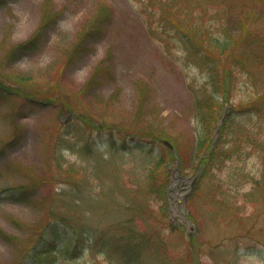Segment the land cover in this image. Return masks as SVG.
Returning <instances> with one entry per match:
<instances>
[{"label":"rangeland","instance_id":"1","mask_svg":"<svg viewBox=\"0 0 264 264\" xmlns=\"http://www.w3.org/2000/svg\"><path fill=\"white\" fill-rule=\"evenodd\" d=\"M242 23L234 58L207 60V33ZM260 93L264 0H0V264L56 222L77 243L61 264H264V152L237 140L258 119L236 110L206 166L197 148Z\"/></svg>","mask_w":264,"mask_h":264},{"label":"trees","instance_id":"2","mask_svg":"<svg viewBox=\"0 0 264 264\" xmlns=\"http://www.w3.org/2000/svg\"><path fill=\"white\" fill-rule=\"evenodd\" d=\"M240 26H241L240 27L241 31L236 36H233L232 32H227V33H225V35L223 34L221 36L216 35V34L207 33L209 36L206 37L205 40H206V43L208 44V46L207 45L205 47H203L202 45L200 46L201 50L205 51V56L207 57V60L211 61L214 64L215 62H226L228 57H230V59H231L232 53H234V51H235V43L239 40H243L245 38V36L247 35L246 25L244 26L242 23ZM175 27L177 29L181 30L182 32H185V30H183V27H179L177 23H175ZM197 29L199 30V28H197ZM186 36L188 39L187 42L189 43L191 48H196L200 45V43L198 42L199 40L197 41L195 36H194V39H192L193 36H190V35H186ZM251 48L252 47L249 46L247 48H244V50H242V53H245V57H248V50L251 51ZM234 56H235V54H234ZM223 57H225V59H223ZM232 58H234V57H232ZM255 58H258V57H255ZM236 59H237V61H235L234 63H238V65H240V66L242 64L245 65V63L242 60H240L239 58H236ZM259 60H261V59L259 58ZM208 65H209L208 69H210V71L214 70V73L211 74V80H212V85L213 84L215 85L218 83V81L216 79V71H215L213 66H210L211 64H208ZM216 66L217 65H215V67ZM228 68L229 67L227 65L224 68L225 79L222 80V84H224V85L228 84V86H229V83L231 81V78L233 77V74H232V71ZM213 93L216 95L220 94L221 90L220 91L215 90V92L213 90ZM200 97H205V100H203V101H207L206 97H208V99H212V101H213V99L217 101V98H215V95H211V94L210 95H202ZM254 97L255 98H251L252 99L251 102L248 105H246L245 108H248L247 114H248L249 120H252L255 117L258 119L257 125H256L257 126V132L262 133V130L264 131V93L258 95V97L257 96H254ZM198 110H200V109H198ZM201 111H203V110H201ZM203 118H204V115L201 118L202 121H203ZM252 122L254 123L255 120H253ZM241 126H243L244 130L246 131V127L244 126V124H242ZM243 135L244 134H242L241 136H243ZM263 135H264V133H263ZM245 137L248 140H251L250 138L256 139L255 141L251 140L254 143H256V142L259 143V141H260L261 149L264 151V140L258 141L257 137L259 138V136L255 135L252 131H250L248 134L246 133ZM160 138L161 137H156V139H160ZM210 139L211 138H210L209 134H207V133L204 134L203 132L199 133V140L197 142V148L199 149V151H201L207 147ZM162 149L164 150L162 153V156H163V159L165 160L166 153H168L169 155H171V153L167 148L166 149L162 148ZM215 154H216V147L213 149V151L210 154H208L207 158L205 159L206 165L213 159ZM262 178H264V176ZM263 185H264V180H263ZM43 236H45L44 232H43V234L40 235V237H38L36 243L34 244V247H38L40 245V240ZM73 240H74V238L71 237V238H69L68 242L70 243ZM36 249L37 250H34V254H32L31 251H27L28 254L26 255V258L27 257L32 258V257H35L33 255H36V259L39 258L40 259L39 261L43 262V264H51V262L53 261L52 253H53V251H55V249L54 248H49L48 250H41V248H36Z\"/></svg>","mask_w":264,"mask_h":264},{"label":"bare ground","instance_id":"3","mask_svg":"<svg viewBox=\"0 0 264 264\" xmlns=\"http://www.w3.org/2000/svg\"><path fill=\"white\" fill-rule=\"evenodd\" d=\"M178 193V192H177ZM173 198L174 197H177V198H179V193L178 194H173V196H172ZM174 203V202H173ZM172 209H173V212H176V210H177V206H176V204H174V206H172Z\"/></svg>","mask_w":264,"mask_h":264}]
</instances>
